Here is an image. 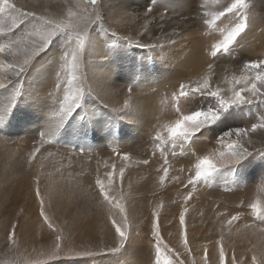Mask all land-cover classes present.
I'll return each instance as SVG.
<instances>
[{
    "label": "snow or ice",
    "instance_id": "1",
    "mask_svg": "<svg viewBox=\"0 0 264 264\" xmlns=\"http://www.w3.org/2000/svg\"><path fill=\"white\" fill-rule=\"evenodd\" d=\"M216 10L203 12L197 9L202 25L208 35L213 37L209 46V56L218 61L233 59L238 50L244 47L243 41L251 31L252 13L249 0H214ZM39 0H34V7L29 9L19 5L15 0H0V132L13 119L14 113L29 97L36 96L38 89L50 73L54 72L52 91L48 92L47 113L44 130L40 137L48 136L47 143H53L54 137L71 134L77 141L93 138L97 131L111 137L115 142L119 129L115 122H104L96 100L98 89H103L108 77L94 78L89 63L92 54L99 48L107 46L116 55L125 54L130 48L148 49L152 53L163 55L171 46L177 44L179 34L167 35L165 25L172 20L168 15L165 0H148L142 12H124L142 21L139 35H155V42L148 39L138 40L128 36H118L111 30L110 17L116 15V5L109 0H63V11L57 15L47 14L38 10ZM163 7L165 10L155 15L154 9ZM120 21H117L119 23ZM109 24L105 27V24ZM156 28L164 32L166 39L152 33ZM99 29V31H97ZM146 60H154L155 55L142 58L131 70L134 78L148 79L151 73L147 69ZM230 79L224 77L214 82V65L208 64L207 71L196 80L189 79L180 83L172 94L175 118L159 125L153 136V142L161 157L162 171L159 183L169 179L171 164L166 153L176 156L177 148L180 155L194 157L189 160L188 175L183 187L189 189L183 196L185 204L192 199L200 184L210 185L215 180L241 177L258 156L264 161V58L247 59L241 62L239 73L225 69ZM221 83L230 85L222 87ZM95 85V86H94ZM128 95L123 100L115 121H123L133 114L136 103L129 87ZM241 121L240 124H234ZM260 137L261 147H255L253 135ZM211 135L216 145L211 150L198 155L193 149L202 138ZM45 141L31 153L30 161L36 158ZM187 147V151L185 148ZM117 156L121 154L113 149ZM153 152V156H155ZM122 159L128 161L130 155L123 154ZM147 165L150 160L142 161ZM109 171L104 178L97 176L95 184L98 188L99 206L106 210L107 218L114 229L115 243L110 247L98 249L85 248L77 251L65 245L63 229L58 228L45 212V200L41 193L40 178L36 177L35 193L40 198V214L48 228L55 233L46 260L54 261L61 256L95 257L100 255L123 254L130 246L132 225L126 207L127 193L123 189L125 166L117 170L115 163L105 164ZM179 171L184 172L181 168ZM180 180L179 176L172 177ZM191 186V187H189ZM159 205L155 212L152 225L154 241L153 264H184L181 253L169 246L160 232ZM239 207L250 209V214L264 223V182L254 194V198L246 205L240 202ZM188 208L180 213L179 222L182 244L188 253V233L185 227V215ZM224 215V213H221ZM243 212L237 211L227 220L231 226L239 221ZM248 227V226H246ZM229 231L231 228L229 227ZM264 233V228H260ZM16 225L11 226L9 239L13 247ZM223 234L218 241L219 264H237L233 252L229 260L224 247ZM253 245L249 251L250 264H264V251L257 252ZM204 264H208L207 248L204 249Z\"/></svg>",
    "mask_w": 264,
    "mask_h": 264
},
{
    "label": "rangeland",
    "instance_id": "2",
    "mask_svg": "<svg viewBox=\"0 0 264 264\" xmlns=\"http://www.w3.org/2000/svg\"><path fill=\"white\" fill-rule=\"evenodd\" d=\"M121 1L123 0H109V4L121 6L123 5ZM125 1L129 13L142 12L148 3V0H143L137 4L132 2L138 0ZM255 1L258 2L257 6L252 3ZM15 2L18 6L22 5L29 9L34 7V0H15ZM72 2L75 3L76 0H72ZM39 5H42V7L37 6L38 10L46 11L47 14L57 15L63 11V0H43L39 2ZM250 5L252 16L254 17L258 13L260 19L264 21V0H251ZM213 6L217 7L214 0H185L184 11L186 12L182 11L184 13L179 18L171 16L172 20L169 22V26H174L176 23L181 24L182 28L185 29L181 34L184 38L193 32L198 33V38L202 40L204 36L209 35L202 25L201 16L197 14V9L202 14L208 12V8ZM154 12L158 14L162 11L154 10ZM118 16L120 17L121 14L113 15L109 20L111 30L116 33L115 26L117 22H114L121 20ZM134 21L142 23L139 19L134 18ZM253 25L254 22H252L249 36L255 31ZM108 26L109 24L106 23L105 27ZM167 34L170 35V32ZM136 35L137 30L135 31ZM258 38L259 33L256 31L255 42ZM258 47L261 49L260 46ZM144 50L148 49H142V51ZM146 53L150 54L151 52L148 50ZM263 54L264 48L256 50L255 54L243 48L238 50L237 56L233 59L225 58L214 61L211 58L208 63L206 61L201 62L206 67L204 70L199 71L198 76L194 74L196 66L193 72H185L187 75L180 77V83L189 79L196 80L200 78L207 71L209 63L214 65L216 74L214 82L218 79L222 80L224 77L230 79V75L225 73V69L239 73L243 60L257 57L264 58ZM106 55L109 58L112 57L111 52H106ZM136 63H139V61H126L124 66L127 70L125 72L120 71V74L113 80H108L104 87L107 88L105 92L103 91V93H106L105 96L109 94H112L113 98H115L114 95L117 96L118 107H121L123 100L128 95L127 90L129 87L133 90V97L139 93L138 84L141 77L134 78L131 71ZM93 64L94 62L90 61V65ZM167 67L165 76L176 71L175 64H168ZM163 81L160 85H163ZM169 82L170 84L176 83L179 87V80L175 77ZM53 83L54 72L46 78L45 86L38 89V94L28 99L31 107L40 109L39 116L42 119L47 113L46 105L50 102L47 94L52 91ZM221 84L225 87L230 86L225 83ZM142 114L139 116L142 124L127 133L119 130L115 142L112 141L111 137L105 138L104 133L100 135L99 132H96L98 137L93 138L90 136L86 142L83 140L77 141L71 134H68L62 138H51L54 142L47 143L50 138L48 136L40 137L39 135V132L44 130L45 127V120L43 119V121L40 118L36 121L35 129L30 125L26 127V123H29L31 119L23 120V126L19 125V120H14V122L11 120L5 126L4 131L0 132V264H153L152 225L155 222V212L161 204L163 205L159 208L161 235L170 247L181 253L180 258L184 261V264H204L205 247L208 250V264H219L218 241H220L222 234L223 236L224 234L229 235V238L227 235L224 237L225 251L228 253L229 260L232 253H235L237 264H250L252 253L249 249L253 245L256 246L255 250L257 252L264 251V233L259 231L261 227L264 228V223L250 215V209L239 207L240 202L244 201L249 194L254 196L259 185L264 182V167L257 166L260 158L257 156L249 166L251 168H248L245 174L243 173L247 179L242 180V185L237 186L235 191L232 192L233 194L224 192L229 191L224 186L230 185L232 181L233 183L237 182L235 181L236 178H227V183H225V179H219L214 181L216 186L213 183L212 185H205L207 188L203 187L204 184L198 185L192 199L185 204L183 196L189 189L184 188L183 183H186L189 160H193V158L180 155L179 148H177L176 156L166 153L169 161L173 160L175 162L177 170H180L179 167L184 163L187 164V168L181 173L183 183L178 180L175 183H179L180 186L162 188L161 186L168 183L167 179L163 185H153L151 179L156 174H154L152 164L154 165L155 161L159 159L163 161V157L156 149L152 139L154 126L151 119L150 117L143 119ZM111 117L113 120L108 122H115L117 125L114 116L111 115ZM240 123L241 121L234 122V124ZM42 139L45 141L44 146L36 154V158L30 161L31 153ZM207 139L202 138L198 141L201 143L197 142L192 146L197 154H202V148L204 149L202 150L203 153L208 151V146L212 145L211 141L216 144L211 135L207 136ZM253 140L256 142V148L261 147L259 136L254 134ZM113 143H116L117 148L113 146ZM26 149L30 151L15 154L17 150ZM113 149H117L116 151L121 155L117 156ZM185 151H187V147ZM153 152L156 153L155 156L152 155ZM125 153L130 155V160L124 161L122 159ZM145 159L150 160V163L143 164L142 161ZM106 163L108 165L115 163L117 170L122 165L126 169L123 178V189L127 193L126 207L132 225L130 246L127 251L116 255L95 257L61 256L54 261L46 260L45 255L41 253H47L50 250L55 239V233L48 228L40 214V198L35 193L36 177L39 176L40 178L39 187L45 200V212L58 228L63 229L66 246L75 248L77 251L85 248L110 247L115 243L114 229L107 218L106 210L99 206L98 188L95 184L97 176L104 178V173L110 170L105 167ZM134 181H136L135 184L131 186V182ZM210 187L214 188L210 189ZM212 190L219 194L215 195ZM230 190L233 191L234 189L230 188ZM244 203L247 204L246 201ZM221 206L226 207L225 211L228 212L218 211ZM232 206L233 209L230 210ZM184 207L188 208L185 215V227L187 228L188 246L191 248V253L185 251L181 238L183 228L180 225L179 216ZM237 211L244 213L239 220L240 222L235 221L234 226L233 224L229 226L227 220L232 213L235 214ZM221 213H224V215H221ZM251 216L254 218L252 219L254 225H250V227L254 229L250 231L249 235L237 234L236 236L229 231V227L233 231L238 227L246 228V225L249 226V223H245V225L242 222L245 220L244 218ZM13 224L16 225L15 239L17 245L15 247L9 239V232ZM214 228L219 231L215 233ZM238 230L240 229L238 228Z\"/></svg>",
    "mask_w": 264,
    "mask_h": 264
},
{
    "label": "bare ground",
    "instance_id": "3",
    "mask_svg": "<svg viewBox=\"0 0 264 264\" xmlns=\"http://www.w3.org/2000/svg\"><path fill=\"white\" fill-rule=\"evenodd\" d=\"M41 1H43V0H40L39 2H41ZM142 1L143 0H138L137 2L133 1L132 3L137 4V3H141ZM250 1L251 0H249V2ZM165 2L167 3L168 9L170 10V11H168L169 16L179 18V16L182 13L186 12V11H184L185 10V0H165ZM121 3L123 4L121 6L116 4V14H118V13L123 14L125 11L128 12L127 7H126V5H127L126 1L123 0V1H121ZM252 3L255 6L258 5V2H256V1L252 2ZM199 8H201V7H199ZM216 8H217L216 6H213V7H209L208 10L214 11V10H216ZM154 10L155 11L156 10L164 11L165 9L164 8H158V9H154ZM182 11H184V12H182ZM159 14L160 13L155 14V15L158 17ZM252 20L254 22L253 26L255 27V31L252 33L251 36L247 35V37L244 39V41H243L244 47L243 48H246L247 50L250 51V53L255 54L256 50H261L262 48H264V21L260 19L258 13L254 17L252 16ZM118 21H120L119 24L116 23L117 21L114 22L117 24V25L115 24L116 25L115 30L117 31L118 36H128V37H131L133 39H138V40L148 39L151 42H155V39H156L155 35H151L148 37L139 35V33L141 31V28L139 26L141 25V23H139V21L135 22L134 17L125 16L123 20H118ZM169 25H170L169 23H167L165 25L166 33L170 32V35H173L174 32L178 33L179 38L177 39V44L168 48V50L166 52H164L163 55H158V54L152 53L151 51H150L151 52L150 54L149 53L147 54L146 52L148 50H144L145 51L144 52V51H142V49H137V48L127 49V50H125V54L116 55L107 46H105V47L97 49L92 54V56L90 57L89 63H90V61L94 62V64L91 65V73L93 74V77L94 78H98V77L103 78L105 75H107L108 80H113L115 77H117L118 74H120L119 73L120 71L125 72L127 70L124 66L126 61L138 60L140 62L142 58H146L149 55H155L154 60H146L145 59L147 69L151 73V76L148 79H144L143 77H141V79L139 81V84H138L139 93L136 94L134 97V100L136 103V108H135L133 114L125 117L123 121H116L117 122V128L119 130L125 132V133L130 132L131 130H134L136 126L142 124V120L139 119V116L142 113H143L142 114L143 119L150 117L151 123L154 126L153 135H155V132L158 130L160 124L166 123L170 120H173L175 118V114H174V107H173V101L171 99V96L178 89V86L176 83L170 84L169 80H172L175 77V79L179 80L178 83H180L181 82L180 77H184L185 75H187L185 72H188V73L193 72V70L195 69L196 66H197V68L195 69L194 74H196V76H198L197 74H199V71L204 70L206 67V65H203V63H201V62L206 61L208 63L211 60V57L209 56V46L213 41L212 36H210V35L204 36L203 39L200 40L198 38V36H199L198 33L191 32L184 38V36L181 34L185 29L182 28L181 24L176 23L174 26H169ZM136 30H137V35L135 36ZM256 31L259 33V38L255 42L254 39H255ZM152 33L158 34L162 39L167 38L164 32H158V30L156 28L152 29ZM167 35H169V34H167ZM258 46H260V47L262 46L261 49ZM255 47H257V48H255ZM243 48H241V49H243ZM106 52H111L112 57L111 58L107 57ZM257 58H253V59H257ZM260 58H263V57H260ZM168 64H175L176 71L173 73L174 75L173 74H168L167 76L164 75L166 73L167 68H168L167 67ZM158 69H160V71H158ZM156 74H158V75H156ZM165 79H167V80H165ZM162 80H164L163 85H160L162 83ZM45 83H46V80H45L43 86H45ZM221 86L225 87L222 84H221ZM106 90H107V88L99 89L98 90V96H94L91 99L97 101V104L95 106L98 107L99 111L102 113L103 121L107 123L108 121L113 120L111 115H113L114 118L119 115V113H117L116 111H113V110L120 109V107L117 106V104H118L117 96L114 95L115 98L112 97V94L105 96L106 93H103V91L105 92ZM147 91H149V92H147ZM167 111H168V113H167ZM39 115H40V109L36 108V107H31L30 102L28 100L26 102V104H22L19 106V109L16 112V114H14L12 121L14 122V120L15 121L19 120V125L23 126V120H30L31 119V121L29 123H26V127H28L30 125L33 129H35L36 128V121L40 118ZM30 116H31V118H29ZM27 118H29V119H27ZM40 119L43 120L42 118H40ZM97 132H99L100 135L103 134V132H101V131H97ZM95 137L97 138L98 135L95 134ZM117 137H118V135H117ZM206 140H208L207 137H206ZM116 141H117V139H116ZM198 143H201V142H198ZM211 143H212V145L208 146V150H211L213 148V146L216 145L212 141H211ZM207 144H210V143H207ZM201 145H203V144H201ZM113 146L117 148L116 143H113ZM202 150H204V149L202 148ZM202 150H201V153L203 154ZM27 151H30V150L29 149L17 150L15 152V154H22L23 152H27ZM192 158L194 159V157H192ZM174 161H176V160H174ZM89 163H90V161H89ZM174 163L175 162H173V160L172 161L170 160L171 168L169 169V179L167 180L168 183L165 184V186H161L162 188H164V187L168 188L169 186H172V187L180 186L179 183H175L177 180L172 179V177H175V176H179L180 180L183 183V175L181 174L182 172L176 169V165ZM117 165H118V163H117ZM161 165H162V160H160V159L156 160L154 165L152 164V167H153L155 173L153 171L152 172L154 174H156L155 177L153 176V178L151 179V182L153 183V185L160 184L159 180H160V176L162 175V171H158V169L161 168ZM186 165L187 164L184 163L183 165H181V167H179V169H181L182 167H184V169H186L187 168ZM257 166H261L263 168L264 167V161L260 160L259 165H257ZM249 168H251V167H249ZM245 172H244V174H245ZM263 172H264V170H263ZM244 174H242L241 177H239V178L235 177L236 178L235 181H237V182L233 183V181L231 180L232 182L230 185L224 186L225 188L229 189V191H224V192H231V194H233L232 192L235 191L237 186L240 187L242 185V180L247 179L246 177H244ZM135 182L136 181L131 182V186H133L135 184ZM213 184L216 186V182H213ZM210 185H212V184H210ZM203 187L207 188V186H205V185H203ZM229 187L234 189V190L231 191ZM213 188L214 187H210V189H213ZM221 192H223V191H221ZM214 194L217 195L219 193L214 192ZM231 194H230V197H231ZM201 195H202V193H201ZM227 198H228V196H227ZM253 198H254V196L252 194H249L245 198L244 201H246L248 203ZM231 204H233V203H231ZM225 209H226V207L221 206L220 208H218V211H224V213L228 212L227 210L225 211ZM232 209H233V206L230 208V210H232ZM244 212H245V210H244ZM233 214L234 213H232V215ZM251 217L244 218L245 220L242 222L244 224L249 223L248 227H246V228L238 227L240 230H238V228H235L233 231L231 230V233H234V235H236V236H237V234H242L245 236L249 235L250 231L254 229V228L252 229L250 227V225L251 226L254 225V222H252V219H254V218L253 217L251 218ZM233 226H234V224H233ZM221 230H223V229H221ZM221 230H220V232H221ZM214 231L216 233V231H219V230L217 228H214ZM227 232H228V230H227ZM204 234H206V233H204ZM225 235H227L229 238L228 234H224V237H225ZM226 239H227V237H226ZM234 241H236V240H234Z\"/></svg>",
    "mask_w": 264,
    "mask_h": 264
}]
</instances>
